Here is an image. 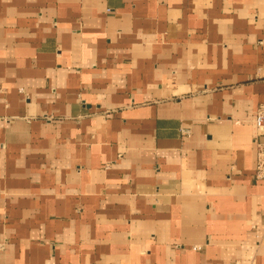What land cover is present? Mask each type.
<instances>
[{
	"label": "crops",
	"instance_id": "0c3cea01",
	"mask_svg": "<svg viewBox=\"0 0 264 264\" xmlns=\"http://www.w3.org/2000/svg\"><path fill=\"white\" fill-rule=\"evenodd\" d=\"M261 104L264 0H0V264H264Z\"/></svg>",
	"mask_w": 264,
	"mask_h": 264
},
{
	"label": "built area",
	"instance_id": "2783aa9c",
	"mask_svg": "<svg viewBox=\"0 0 264 264\" xmlns=\"http://www.w3.org/2000/svg\"><path fill=\"white\" fill-rule=\"evenodd\" d=\"M255 123L259 132V135L264 136V104H261L255 114ZM189 129H183L184 135H189ZM256 178L258 180H264V140H257V165H256Z\"/></svg>",
	"mask_w": 264,
	"mask_h": 264
},
{
	"label": "rangeland",
	"instance_id": "374dc122",
	"mask_svg": "<svg viewBox=\"0 0 264 264\" xmlns=\"http://www.w3.org/2000/svg\"><path fill=\"white\" fill-rule=\"evenodd\" d=\"M262 140H264V139H262Z\"/></svg>",
	"mask_w": 264,
	"mask_h": 264
}]
</instances>
